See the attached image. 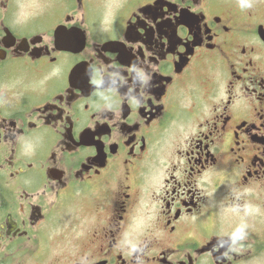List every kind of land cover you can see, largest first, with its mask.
I'll use <instances>...</instances> for the list:
<instances>
[{"label": "flooded vegetation", "instance_id": "flooded-vegetation-1", "mask_svg": "<svg viewBox=\"0 0 264 264\" xmlns=\"http://www.w3.org/2000/svg\"><path fill=\"white\" fill-rule=\"evenodd\" d=\"M0 264H264V0H0Z\"/></svg>", "mask_w": 264, "mask_h": 264}, {"label": "rangeland", "instance_id": "rangeland-1", "mask_svg": "<svg viewBox=\"0 0 264 264\" xmlns=\"http://www.w3.org/2000/svg\"><path fill=\"white\" fill-rule=\"evenodd\" d=\"M68 241H70V239ZM55 243H58V244H55ZM61 243H62V241L59 238H56L55 240L51 241V243L49 244L52 247L51 251H57L59 249V247L63 246V244H61Z\"/></svg>", "mask_w": 264, "mask_h": 264}]
</instances>
